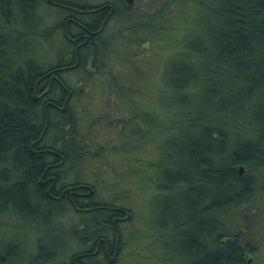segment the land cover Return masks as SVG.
Masks as SVG:
<instances>
[{
  "label": "trees",
  "instance_id": "1",
  "mask_svg": "<svg viewBox=\"0 0 264 264\" xmlns=\"http://www.w3.org/2000/svg\"><path fill=\"white\" fill-rule=\"evenodd\" d=\"M43 1L50 4L47 0H0V217L38 225L45 232L54 224V218L66 211L63 200L55 203L52 193L47 194L45 187L39 188L37 179L43 163L51 159L49 149L62 151L64 163L74 165L89 153L87 136L79 129L80 112L72 107V102L84 93L89 74L104 71L108 79L90 84L121 89L122 94H129L131 103L134 89L150 91L161 108L173 110L175 129H169L164 136L166 151L157 164L160 174L157 186L161 190L158 195L171 196L180 211L163 217L158 227L167 232L180 231V236L175 244L172 237L176 235H167L163 243L169 249L164 260L172 264H245L243 253L250 252L254 253L252 264H262L259 251L264 245L256 234L248 233V226L246 232L244 226L249 212L242 217L244 224L232 232L223 217L252 199L257 178L264 170V0H156L152 14L142 8L118 11L114 17L120 26L110 35L131 30L130 35L122 34L130 40L132 56L127 57L131 59H137L133 56L132 39L146 49L151 34L168 30L174 9L188 6L193 11L191 17L194 16L192 27L181 39L184 50L164 61L160 79H155L154 68L146 71L136 68L128 77L131 85L122 83L117 73L94 57L95 53L90 69L84 65L81 54L75 57L78 66L59 69L69 61V45L74 54L85 51L87 44L77 48V42L69 40L68 8L60 10L65 16L63 21L43 25L44 18L37 12ZM94 20L91 18L90 22L97 29L96 16ZM83 26L71 27L79 43L84 40L80 39L85 34ZM105 26L102 34L108 32ZM44 30L61 41L58 50L53 47L49 51L54 56L50 65L49 53L44 54L46 62L41 64L32 56L38 47L33 43L40 40L37 36L49 38L50 34ZM101 40L99 57L110 51L125 56L126 52L121 51L122 46L114 43V39ZM53 68L55 72L48 74ZM71 71L78 77L73 83L69 81ZM149 75L161 81V87L148 90ZM66 83L70 89L68 100ZM146 117L152 122L147 114ZM113 120L118 129L124 126L125 120L118 116ZM159 127L164 133L165 128ZM56 158L59 163L62 157H53ZM239 166L243 167L242 173ZM71 185L85 187L79 182ZM92 204L103 208L84 209ZM103 205L111 204L69 198V210L79 218L70 227L69 236L81 246L77 250L83 248L85 239L88 241L93 252L85 261L88 264H108L106 248L114 242L117 232L118 225L111 221V213L120 214L121 209ZM49 212L52 214L48 215ZM55 233L62 234L56 230ZM62 240L53 236L45 241L39 236L27 264L52 263L65 250L60 246ZM93 246L98 252L94 253ZM175 246L180 251H175ZM0 252L3 256L0 264H23L22 247L16 240L9 239ZM178 253V258L172 256Z\"/></svg>",
  "mask_w": 264,
  "mask_h": 264
},
{
  "label": "rangeland",
  "instance_id": "2",
  "mask_svg": "<svg viewBox=\"0 0 264 264\" xmlns=\"http://www.w3.org/2000/svg\"><path fill=\"white\" fill-rule=\"evenodd\" d=\"M180 6L177 11L174 9L175 16L168 20V30L160 29L148 37L151 43L149 46L146 45V49L139 46L137 39H132L131 48L133 56L137 59L128 58L132 56L130 40L125 39L126 37L122 34L129 33L130 35L132 32L129 29H123L120 34L119 32L115 34L113 39L114 43L117 42V45L122 46L121 51L126 52L125 56L119 57L110 51L111 53L109 52L106 56L99 57V62H103V66L111 69L114 74L117 73L122 83L126 85H131L128 77L132 76L136 68L145 71L154 68L156 70L155 79H160L164 61L184 50L181 39L193 24L194 16L191 17L193 13L191 8ZM59 10L62 9H57L44 1L39 3L37 8L40 18H44L43 25L46 26L63 19ZM117 26H120V23L116 21L109 24L107 34H111ZM44 31L50 34L49 38L41 39V35H38L37 39L40 40L33 43L34 47H38L32 56L40 64L46 62L44 54L47 55L53 47L55 51L58 50L61 45L60 39H53L49 30ZM49 58L52 59L54 56L49 53ZM151 72L152 70L150 74ZM89 77L90 79L87 80L89 84L84 86V93L76 97L72 102V107L80 112L79 129L83 130V134L87 136L90 151L76 165L69 164V169L73 172L69 171L67 179L71 182L77 178L84 185H92L95 192L89 190L90 194L94 193L92 197L98 201H113L114 204L128 207L130 210L129 220L121 224L123 250L114 264H172L168 259L164 260L168 254L165 252L163 242L168 237V232L161 230L158 226L163 222V217L180 210L178 202L173 201L171 196L158 195L161 190L157 186L158 175H160L157 164L160 155L166 151V137L164 136L169 133V129H175L173 110L161 108L155 98L153 99L150 95V91L146 93L144 90L134 89L135 95L131 94L134 103H131L132 100L128 98L129 94H122L121 89L109 90L108 87L90 84L108 79L104 71L91 73ZM77 79V73L71 71L69 81L73 83ZM146 85L150 88L148 90H153V88L161 87V81L157 82L149 75ZM147 112L152 122H149L145 116ZM114 116L125 120L121 129L113 125ZM148 122L150 125H147ZM119 123L122 122L119 121ZM160 125L165 128L164 133ZM84 188H78V192H89ZM254 192V196L247 204H242L230 211L224 215L223 220L228 231L232 232L244 224L242 217L249 212L248 222L244 226H248L250 231L247 227L246 232L256 234L259 242H262L261 245H264V170L257 178ZM78 220V215L72 209L68 210L62 218L57 220L58 227L61 229L58 231L69 234L70 227ZM39 227L33 224L18 223L9 217H0V247L9 239L16 240L22 247L23 264H27L34 254L37 238L43 233V229ZM47 231L51 232L48 229L45 230ZM71 239L72 237L69 236V249L60 253L54 261L56 264H64L68 255L70 257V254L79 247V244ZM257 247L259 248L260 245ZM259 252L261 262L264 264V248ZM247 256L252 259L254 253L247 254ZM252 263L253 261L250 264Z\"/></svg>",
  "mask_w": 264,
  "mask_h": 264
},
{
  "label": "flooded vegetation",
  "instance_id": "3",
  "mask_svg": "<svg viewBox=\"0 0 264 264\" xmlns=\"http://www.w3.org/2000/svg\"><path fill=\"white\" fill-rule=\"evenodd\" d=\"M50 5L55 6L57 9L61 8H68L69 9V40L71 41V43H76L77 48L79 46H84V44L86 45L87 49L85 51L82 52H74V54L71 52V45H69V54L67 55V59L69 58V61H67L66 63L63 64V66L59 67V69H72L76 66H78L79 61H75V57L79 54H81L82 61H84V65L90 69L92 62L91 59H93V53L95 58H99V54L101 53V49H102V40L101 39H113L114 37H111L110 34H107V31L105 34H102L101 30L103 28H105V24H107V27L109 24H111L112 22H115V17L114 14L119 11H133L137 8H142V10H145L149 13L152 14V12H154L153 10L155 9V5L157 4L155 1L156 0H146L147 3L146 5H143L141 3H138L137 0H132L131 3L128 0H47ZM59 7V8H58ZM60 11V10H59ZM62 13V12H61ZM81 16V18H80ZM96 16V18L98 19V23H96L98 25L97 29H94L93 27H95L94 24H92L90 22V19L94 20V17ZM62 17L63 19L61 21L64 20L65 16L62 13ZM82 23V24H81ZM83 24H85V26H88V29L86 27L83 26ZM73 25H78V26H83L84 28V32L85 34L83 36H81L82 38L80 39H84L79 43V38H75L74 37V33H71L73 31H71V27ZM104 30V29H103ZM96 35V36H95ZM90 39V40H89ZM92 39V40H91ZM53 51V50H51ZM53 54L56 53L55 51L52 52ZM77 54V55H76ZM92 55V57H90ZM65 55H63L64 57ZM50 61L51 59L48 61V65H50ZM55 64V63H53ZM51 64V66L53 65ZM88 64V66H87ZM55 72V69H50L48 74H51ZM52 76V75H51ZM44 77V76H42ZM45 82H43V84L41 86L44 85ZM51 84V82L48 84V86ZM40 86V87H41ZM48 86L44 89H48ZM67 89V100L69 98V84L66 83V87ZM43 91L41 90V95L43 96L44 93H42ZM66 108V106L61 107L62 110H64ZM147 115L149 116V113L147 112ZM146 116V114H145ZM147 125H150L149 122ZM51 156L49 159L48 163H43L42 165V172L41 174H39V177L37 179V182L39 183V188L41 187H45L44 190L47 194L52 193V198L53 200H55L54 202L56 203L58 200L62 199L64 204L67 205V209L66 211L62 212L59 214V216H56L54 218V224H52V226L48 227V230H50L52 232V230H54L52 233H50L49 231H47L48 233L43 232L41 235L43 236V238L45 239V241L51 240L53 236L58 238H62L63 240L60 242V246L63 247L65 250L69 249V235L68 232H66V234L61 233H55V230L58 231L60 228L58 227L57 224V220L59 218H62L67 211L69 210V198H73L74 199H81L83 198V200L86 203H99L100 205L103 204V201H98L96 200L94 197H92V195L94 194H90V192H78V187L71 185L74 182H79L81 184H83V186H85V188L88 187L89 190H92L93 192H95V190L92 188V185L90 186L89 184L84 185V183H82V181H80L79 179H75L72 180L71 182L69 181V179H67V177L69 178V171H72V169H69V163L65 164V157L63 154H60V152L62 151H58L55 149H49ZM59 157L60 156V161L59 163H56L55 161L58 159H53V157ZM69 159V154H67L66 156ZM71 172V174H72ZM82 186V185H81ZM87 190V191H89ZM57 193V194H56ZM110 202L111 205L107 206V205H103L107 208H114V209H121V213L114 215V213H111L112 215V219L111 221L113 223H115V225H118V228L116 227V235L114 237V242H110L111 246L107 245L106 248V258H107V263L108 264H114L116 261H118L119 259V254L122 252L123 250V244H124V240L123 238V229L121 227L122 222L129 220L131 213L130 210L128 209V207H123L122 205L119 204H114L113 201H108ZM97 205L92 204L90 206L84 207V209H93L95 208ZM54 209L57 208V205L55 204V206H53ZM97 207H101L102 206H97ZM78 210L81 208H77ZM52 210V209H50ZM52 213H48V215H51ZM61 230V229H60ZM60 232V231H59ZM170 232V234H169ZM171 233H174L176 235V237H172V240L174 241V243L176 244L179 240V236H180V231H175V230H168L167 235L170 236ZM40 235V236H41ZM85 239V237H84ZM177 241V242H176ZM37 244L39 245V243L37 242ZM174 244V245H175ZM94 247V246H93ZM92 247V248H93ZM105 247V246H104ZM165 247V246H164ZM178 246H175L173 249L175 251H180L178 248ZM81 248V246L77 247L76 250H74L71 254L70 257L68 255V258L66 261H64V264H88V262H85L86 259L91 255L90 249L88 248V241L85 239V244H83V248L81 250H77ZM169 248L165 247V252L168 254V250ZM81 251L80 253H76L75 255H73L74 252H78ZM94 253L98 252V250L96 249V247H94L93 249ZM91 252V253H90ZM180 253V252H179ZM174 254L172 255L173 257H177ZM247 254H250V252H244L243 255L246 258L245 264H250L253 260V258L251 259L250 256H247ZM55 261V260H54ZM54 261H52V263L50 264H56Z\"/></svg>",
  "mask_w": 264,
  "mask_h": 264
},
{
  "label": "water",
  "instance_id": "4",
  "mask_svg": "<svg viewBox=\"0 0 264 264\" xmlns=\"http://www.w3.org/2000/svg\"><path fill=\"white\" fill-rule=\"evenodd\" d=\"M128 1L131 3L132 0H128ZM242 171H243V167L242 166H239V172L242 173ZM0 257H1V259H3V256L2 255Z\"/></svg>",
  "mask_w": 264,
  "mask_h": 264
},
{
  "label": "bare ground",
  "instance_id": "5",
  "mask_svg": "<svg viewBox=\"0 0 264 264\" xmlns=\"http://www.w3.org/2000/svg\"><path fill=\"white\" fill-rule=\"evenodd\" d=\"M82 131H83V130H82ZM82 131H81V132H82Z\"/></svg>",
  "mask_w": 264,
  "mask_h": 264
}]
</instances>
